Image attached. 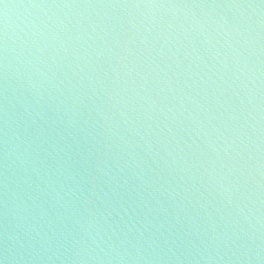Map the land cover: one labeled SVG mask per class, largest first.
I'll list each match as a JSON object with an SVG mask.
<instances>
[{
    "label": "water",
    "instance_id": "obj_1",
    "mask_svg": "<svg viewBox=\"0 0 264 264\" xmlns=\"http://www.w3.org/2000/svg\"><path fill=\"white\" fill-rule=\"evenodd\" d=\"M0 264H264V0H0Z\"/></svg>",
    "mask_w": 264,
    "mask_h": 264
}]
</instances>
